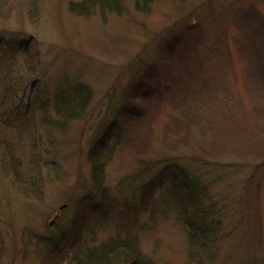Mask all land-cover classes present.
<instances>
[{
	"label": "rangeland",
	"instance_id": "rangeland-1",
	"mask_svg": "<svg viewBox=\"0 0 264 264\" xmlns=\"http://www.w3.org/2000/svg\"><path fill=\"white\" fill-rule=\"evenodd\" d=\"M71 2L0 0V264H68L77 241L118 235L100 212L82 216V201L90 143L136 77L148 91L137 87L138 115H117L126 138L107 167L112 194L140 201L135 173L148 162L143 182L169 176L172 159L210 185L223 228L201 250L175 212L150 204L123 234L139 237L144 264H264V0H159L143 14L125 0V12L106 19L79 17ZM78 82L93 88L86 117L46 126L58 119L56 90ZM168 182L154 180L149 194ZM53 235L66 236L60 252L36 254Z\"/></svg>",
	"mask_w": 264,
	"mask_h": 264
},
{
	"label": "trees",
	"instance_id": "trees-1",
	"mask_svg": "<svg viewBox=\"0 0 264 264\" xmlns=\"http://www.w3.org/2000/svg\"><path fill=\"white\" fill-rule=\"evenodd\" d=\"M156 1L159 0H134L133 5L139 13H149ZM125 10V0H79V2H71L69 4V11L79 17H90V15L97 13L106 19L112 14L121 16ZM143 80L142 78H135L131 88L129 87L126 90V95L123 93L124 95L118 103L115 114L125 117L129 112L134 115L140 113L142 109L140 104H138L140 96L137 93V87L141 86L142 89L144 88L145 83L141 82ZM147 91L148 89L145 85L143 93H147ZM156 94L161 96L163 93L157 89ZM53 97V110L58 119H56V122H54L55 119L47 120L46 126L58 125L64 128L75 120H82L86 117L94 94L90 85L78 82L68 86L63 85L62 88L56 90ZM148 102L154 103L155 101L150 99ZM117 115L114 120L101 126V132H97L94 135V140L90 143L88 159L90 161L92 186L89 189L90 192L82 201L84 202L82 216L87 211L100 212L102 218H106L105 220L110 219L118 224L116 227L118 235L110 241L102 242L99 246H89L86 242L77 241L73 258L68 264H144V254L140 247L139 237L137 235H124L123 230L125 228L131 230L130 226L132 225L130 223H133V227H139V222L135 224L134 221L135 218L138 219V214L140 213L138 207L150 204L155 205L161 211L166 209L173 213L175 212L177 219L187 229L188 239L191 243L200 246L201 250H210L212 245L219 240L223 221L219 217L215 219L217 204L209 196L210 185L197 171L191 170L186 165L174 163L171 159L169 163L172 164L170 166L175 168L170 169L171 173L169 176L165 175L166 170L162 169V173H154V177L151 176L149 183H145L142 180L144 179V174L149 173L146 171L148 169L147 162L141 166L142 170L134 175V177L136 176L139 179L141 183L140 189L145 193L141 196L140 201L135 203H132V201L129 204L128 201L118 200L112 194L106 180L107 167L113 159L112 156L118 148L119 141L126 138L124 130L123 133H121L122 131L119 132V129L123 127V123ZM144 117L140 115L139 124L144 120ZM28 124L31 123L29 122ZM138 130L132 128L127 135L131 136V133ZM116 132L117 135L114 136L116 139H112L114 142L112 144L109 136ZM151 161L153 162V167L159 163L158 161V163H154L156 160ZM10 172L13 174L12 171ZM165 177L169 178V182L163 187L164 190L160 192V196L156 198L154 194H149L151 183L158 179L163 180L164 183ZM36 193L40 195L39 192L36 191ZM131 204L137 211L128 219L129 222L124 221L123 218L129 215ZM65 237L60 238L53 235L51 238L49 236L46 239L43 238L39 244L37 242L35 253H47L48 250L52 249L59 253ZM26 239L28 237L23 240V243L30 247V241ZM39 259V264H62L60 261L52 260L49 256L39 257Z\"/></svg>",
	"mask_w": 264,
	"mask_h": 264
}]
</instances>
